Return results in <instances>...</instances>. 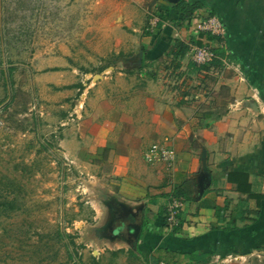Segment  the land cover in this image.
Returning <instances> with one entry per match:
<instances>
[{
	"label": "crops",
	"instance_id": "1",
	"mask_svg": "<svg viewBox=\"0 0 264 264\" xmlns=\"http://www.w3.org/2000/svg\"><path fill=\"white\" fill-rule=\"evenodd\" d=\"M190 1L201 5L193 18L215 15L225 25L230 58L217 71L170 53L201 37L160 0H101L125 28L114 48L121 55L100 72L76 75L67 52L36 57L43 90L61 88L42 116L61 126L65 158L101 174L106 191L140 213L131 217L142 222L139 240L104 239L102 264H264V0ZM211 73L220 74L210 87L217 96L207 90ZM154 143L175 149L172 172L144 160ZM172 185L187 196L180 226L167 232Z\"/></svg>",
	"mask_w": 264,
	"mask_h": 264
},
{
	"label": "rangeland",
	"instance_id": "2",
	"mask_svg": "<svg viewBox=\"0 0 264 264\" xmlns=\"http://www.w3.org/2000/svg\"><path fill=\"white\" fill-rule=\"evenodd\" d=\"M107 9L101 0H0V264H102L107 245L95 228L108 186L61 152V126L42 116L61 88L43 90L35 60L67 52L78 76L116 61L125 27ZM219 75L206 76L211 95Z\"/></svg>",
	"mask_w": 264,
	"mask_h": 264
},
{
	"label": "built area",
	"instance_id": "3",
	"mask_svg": "<svg viewBox=\"0 0 264 264\" xmlns=\"http://www.w3.org/2000/svg\"><path fill=\"white\" fill-rule=\"evenodd\" d=\"M158 19L154 18L151 26L157 25ZM193 30L200 36L207 39L209 35L223 38L225 34V25L215 15L205 17H194L189 23ZM215 47L209 40H204L202 44L190 45L188 52L190 61L197 66L208 65L215 59L219 58L215 52ZM224 63L227 64L225 60ZM83 103H78L74 111L70 115V119L79 118L80 111L83 108ZM177 153L174 148L162 144L154 143L144 152V160L149 164L164 163L172 172ZM185 206V198L178 194L175 187L172 185L166 209L165 229L167 232L175 231L181 222V214ZM163 264V263H162Z\"/></svg>",
	"mask_w": 264,
	"mask_h": 264
},
{
	"label": "water",
	"instance_id": "4",
	"mask_svg": "<svg viewBox=\"0 0 264 264\" xmlns=\"http://www.w3.org/2000/svg\"><path fill=\"white\" fill-rule=\"evenodd\" d=\"M156 1L158 0H154V2ZM160 1L166 4H175L180 0ZM99 198L107 207V216L103 224L95 228V232L100 235L99 239H108L113 243L125 241L129 245H134L139 240L142 222H132L131 217L137 218L140 214L139 211H135L133 206L119 201L106 190L99 194Z\"/></svg>",
	"mask_w": 264,
	"mask_h": 264
},
{
	"label": "trees",
	"instance_id": "5",
	"mask_svg": "<svg viewBox=\"0 0 264 264\" xmlns=\"http://www.w3.org/2000/svg\"><path fill=\"white\" fill-rule=\"evenodd\" d=\"M172 5L177 10L179 17H180V20L181 21H188V22L192 21L195 10L201 6L199 3H193L190 0H180L179 2L172 4ZM159 16L163 20L168 18L167 12L164 13L163 11L159 12ZM159 25H160V23H159ZM200 36H204V35L201 34ZM208 38L210 40H213L216 42L217 46L215 47V52L219 56V58L215 59L212 63H210L208 65L223 66V64H224L223 60L226 57H229V54L228 55L226 54V50H225L223 43H222L223 38L211 36V35H209ZM199 44H202L201 39L199 41ZM175 48H176V50L172 49L170 53L173 54L174 57H179V56H184L186 53H188L190 46L185 44L184 42L178 41L175 45ZM192 64L197 68H204V67L208 66V65L197 66L193 62H192ZM233 174L234 173H229L228 178L229 179L232 178ZM239 174L242 175L243 173H239ZM176 191L178 194L182 195L184 198L187 196L186 193L182 190L176 189Z\"/></svg>",
	"mask_w": 264,
	"mask_h": 264
}]
</instances>
